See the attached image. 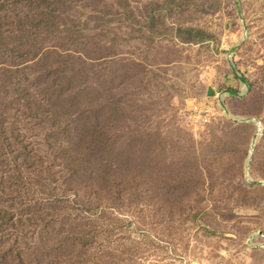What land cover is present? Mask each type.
Here are the masks:
<instances>
[{
  "label": "rangeland",
  "instance_id": "374dc122",
  "mask_svg": "<svg viewBox=\"0 0 264 264\" xmlns=\"http://www.w3.org/2000/svg\"><path fill=\"white\" fill-rule=\"evenodd\" d=\"M0 264H264V0H0Z\"/></svg>",
  "mask_w": 264,
  "mask_h": 264
},
{
  "label": "bare ground",
  "instance_id": "6f19581e",
  "mask_svg": "<svg viewBox=\"0 0 264 264\" xmlns=\"http://www.w3.org/2000/svg\"><path fill=\"white\" fill-rule=\"evenodd\" d=\"M249 154V153H248ZM260 236V235H259Z\"/></svg>",
  "mask_w": 264,
  "mask_h": 264
}]
</instances>
